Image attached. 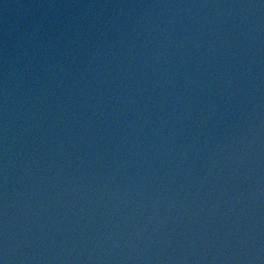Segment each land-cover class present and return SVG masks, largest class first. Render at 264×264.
Returning <instances> with one entry per match:
<instances>
[{"label": "water", "instance_id": "1", "mask_svg": "<svg viewBox=\"0 0 264 264\" xmlns=\"http://www.w3.org/2000/svg\"><path fill=\"white\" fill-rule=\"evenodd\" d=\"M0 264H264V0H0Z\"/></svg>", "mask_w": 264, "mask_h": 264}]
</instances>
